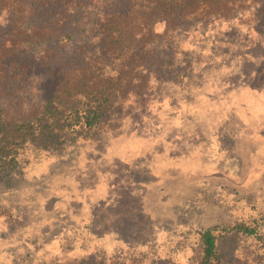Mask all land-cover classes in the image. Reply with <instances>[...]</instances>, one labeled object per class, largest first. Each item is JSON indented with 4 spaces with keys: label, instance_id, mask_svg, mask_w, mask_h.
Masks as SVG:
<instances>
[{
    "label": "trees",
    "instance_id": "16d2710c",
    "mask_svg": "<svg viewBox=\"0 0 264 264\" xmlns=\"http://www.w3.org/2000/svg\"><path fill=\"white\" fill-rule=\"evenodd\" d=\"M244 8L254 11L256 24H264V0H0V181L28 157L120 135L125 121L148 110L154 89L191 72L188 62L176 63L175 40L199 25L231 21ZM249 36L246 50L227 66L237 87L230 88L226 76L223 96L214 104L205 111V100L193 104L197 114L226 110L214 133L232 142L241 164H250L241 183H260L252 190L258 195L264 192V33ZM180 117L183 131L187 121L201 118ZM188 158L185 162L194 163ZM202 172L194 173L195 180L203 179ZM186 234L179 247L189 254L184 264H264L263 215ZM125 253L128 257L121 252L78 264H172Z\"/></svg>",
    "mask_w": 264,
    "mask_h": 264
},
{
    "label": "rangeland",
    "instance_id": "374dc122",
    "mask_svg": "<svg viewBox=\"0 0 264 264\" xmlns=\"http://www.w3.org/2000/svg\"><path fill=\"white\" fill-rule=\"evenodd\" d=\"M253 14L244 8L231 21L199 25L175 40L176 63L188 62L191 72L154 89L148 110L125 121L117 137L28 157L0 181V264H78L121 252L184 264L189 254L179 247L186 231L264 217V192H252L260 183H241L250 164H241L231 141L214 133L226 110L197 114L193 104L205 100L204 111L214 104L226 76L230 88L237 87L227 66L246 50L251 32L264 33ZM3 19L0 14V25ZM184 113L201 118L187 121L183 131ZM188 156L194 166L185 162ZM198 168L202 180H195Z\"/></svg>",
    "mask_w": 264,
    "mask_h": 264
}]
</instances>
